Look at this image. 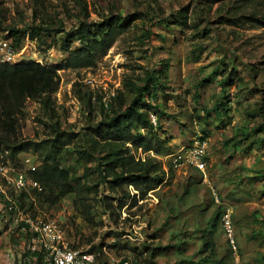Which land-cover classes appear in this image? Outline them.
I'll use <instances>...</instances> for the list:
<instances>
[{"label": "rangeland", "instance_id": "obj_1", "mask_svg": "<svg viewBox=\"0 0 264 264\" xmlns=\"http://www.w3.org/2000/svg\"><path fill=\"white\" fill-rule=\"evenodd\" d=\"M110 21L113 41L93 65L58 70L53 112L26 102L23 137L41 145L10 157L12 175L58 164L74 191L51 204L47 190L38 197L7 186L0 264H50L47 254L37 258L31 226L44 221L92 251L93 264H264V0H0V25L24 30L13 63L58 65L66 43L82 46L81 27ZM127 107L142 115L121 126L120 136L136 137L124 145L136 160L163 164L150 190L112 189L97 171L112 138L106 126ZM51 141L61 149L55 159ZM196 141L206 143L204 170L174 164Z\"/></svg>", "mask_w": 264, "mask_h": 264}, {"label": "trees", "instance_id": "obj_2", "mask_svg": "<svg viewBox=\"0 0 264 264\" xmlns=\"http://www.w3.org/2000/svg\"><path fill=\"white\" fill-rule=\"evenodd\" d=\"M116 26V22L110 21L103 24H94L92 31H87L86 28L81 27L82 46L70 50V44L66 43L63 49L68 51L69 55L64 62L58 65L45 66L36 61L0 62V151L8 149L11 159H15L18 153L24 152L29 145L35 147L41 145L23 137L22 134L26 121L25 106L27 100L36 101L45 109L53 112L52 96L58 90L60 82L58 70L84 68L93 65L97 56L104 54L110 47L113 41L112 33ZM8 29L7 37L12 39L14 46L18 49L21 40L18 33L24 30L12 27ZM140 95L142 96L141 91H139ZM120 101L123 103V98ZM134 115L141 117L142 112H139L137 107H127L121 115L120 122L117 119L119 116H116L111 118V123L106 126L107 133L111 134L112 138L108 142V152L100 157V160H104L106 166L102 167V163L98 164L97 171L102 179L111 184L112 189L132 184L137 185L142 182L145 184L146 190H150L160 182L157 176L163 171V164L160 161L136 160L134 155L130 153L129 148L124 145L125 141L135 143L136 137L127 136L123 138L119 134L121 126L126 125V128L128 126L125 123L126 118L131 119ZM142 124L141 127H152L150 120H144ZM56 128L59 130L58 124H56ZM60 137L61 133H58L55 139ZM121 140L124 142H119ZM54 141H51V150L47 154V157L52 159H55L61 151L60 148L55 149L57 146ZM146 150L150 151L151 148L147 147ZM27 175L35 179L41 186V190L31 188L32 194L39 197L44 190H47V199L51 204H55L60 197L74 191V177L69 174L68 168H63L58 164L42 162L39 166L27 170ZM108 177L111 179L108 180ZM21 192H24V190ZM24 194L28 195L26 192ZM125 204V200H119L118 209H121ZM205 246L213 251V238H209ZM152 250V255H154L160 252L162 248L156 246ZM35 254L40 259L47 252L38 250ZM122 262L123 260L117 264H122ZM26 263L32 264V260H23V264Z\"/></svg>", "mask_w": 264, "mask_h": 264}, {"label": "built area", "instance_id": "obj_3", "mask_svg": "<svg viewBox=\"0 0 264 264\" xmlns=\"http://www.w3.org/2000/svg\"><path fill=\"white\" fill-rule=\"evenodd\" d=\"M9 29L0 25V62L13 63L18 49L14 46L12 39L7 37ZM153 121L154 118H153ZM205 141H196L192 145L182 149L184 157H174L173 163L179 164L186 162L194 165L197 169L203 171L205 168ZM11 164L10 151L3 149L0 151V194H5L7 186L15 191H28L31 188L41 190L40 184L27 174L17 171ZM229 221L224 220V225L228 228ZM36 233L39 235L40 250L47 252L50 264H93V253L88 250H81L72 247L64 238L62 229L54 222L31 223ZM230 243L234 246V237L229 234ZM122 264H142L138 260H123Z\"/></svg>", "mask_w": 264, "mask_h": 264}]
</instances>
